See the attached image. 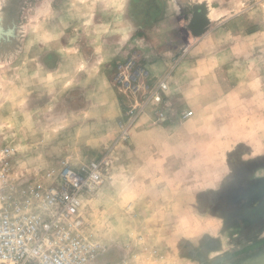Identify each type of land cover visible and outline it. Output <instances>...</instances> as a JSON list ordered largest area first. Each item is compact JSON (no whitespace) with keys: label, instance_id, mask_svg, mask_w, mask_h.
<instances>
[{"label":"rangeland","instance_id":"1","mask_svg":"<svg viewBox=\"0 0 264 264\" xmlns=\"http://www.w3.org/2000/svg\"><path fill=\"white\" fill-rule=\"evenodd\" d=\"M2 150L103 161L101 264H264V0H0Z\"/></svg>","mask_w":264,"mask_h":264},{"label":"built area","instance_id":"2","mask_svg":"<svg viewBox=\"0 0 264 264\" xmlns=\"http://www.w3.org/2000/svg\"><path fill=\"white\" fill-rule=\"evenodd\" d=\"M102 163L63 162L22 187L0 168V264H101L104 248L87 234L82 206L84 194L103 181Z\"/></svg>","mask_w":264,"mask_h":264},{"label":"water","instance_id":"3","mask_svg":"<svg viewBox=\"0 0 264 264\" xmlns=\"http://www.w3.org/2000/svg\"><path fill=\"white\" fill-rule=\"evenodd\" d=\"M205 23L208 25L209 21L206 18L199 16L197 13H194L192 17V22L190 24V30L192 34L194 35L201 34L203 29L201 26L199 27L198 25L203 26Z\"/></svg>","mask_w":264,"mask_h":264},{"label":"bare ground","instance_id":"4","mask_svg":"<svg viewBox=\"0 0 264 264\" xmlns=\"http://www.w3.org/2000/svg\"><path fill=\"white\" fill-rule=\"evenodd\" d=\"M199 27L201 26L202 27V29H204L206 26H207V24L205 23L203 26L202 25H198Z\"/></svg>","mask_w":264,"mask_h":264}]
</instances>
